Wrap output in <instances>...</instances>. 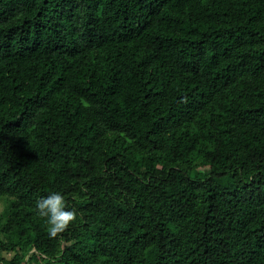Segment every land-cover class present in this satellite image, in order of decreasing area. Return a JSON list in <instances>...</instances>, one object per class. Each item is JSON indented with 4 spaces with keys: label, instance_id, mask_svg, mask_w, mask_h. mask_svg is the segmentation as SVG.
<instances>
[{
    "label": "trees",
    "instance_id": "1",
    "mask_svg": "<svg viewBox=\"0 0 264 264\" xmlns=\"http://www.w3.org/2000/svg\"><path fill=\"white\" fill-rule=\"evenodd\" d=\"M0 205V264H264V0H0Z\"/></svg>",
    "mask_w": 264,
    "mask_h": 264
},
{
    "label": "clouds",
    "instance_id": "2",
    "mask_svg": "<svg viewBox=\"0 0 264 264\" xmlns=\"http://www.w3.org/2000/svg\"><path fill=\"white\" fill-rule=\"evenodd\" d=\"M35 212L40 218L46 219L50 238L63 233L77 218L75 210L67 209L65 197L60 193H52L39 199Z\"/></svg>",
    "mask_w": 264,
    "mask_h": 264
},
{
    "label": "rangeland",
    "instance_id": "3",
    "mask_svg": "<svg viewBox=\"0 0 264 264\" xmlns=\"http://www.w3.org/2000/svg\"><path fill=\"white\" fill-rule=\"evenodd\" d=\"M0 210H1V205H0Z\"/></svg>",
    "mask_w": 264,
    "mask_h": 264
}]
</instances>
